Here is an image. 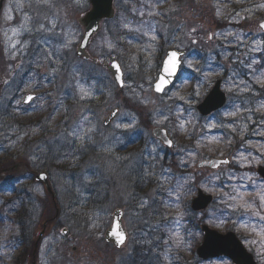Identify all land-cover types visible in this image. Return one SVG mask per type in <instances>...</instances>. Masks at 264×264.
I'll return each instance as SVG.
<instances>
[{"label":"rangeland","instance_id":"rangeland-1","mask_svg":"<svg viewBox=\"0 0 264 264\" xmlns=\"http://www.w3.org/2000/svg\"><path fill=\"white\" fill-rule=\"evenodd\" d=\"M114 5L116 16L103 23L88 49L105 62L119 60L127 76L123 88L102 67L104 61L94 64L75 56L81 37L76 19L89 8L88 0H5L0 10V73L5 79L0 93L7 96L0 94V107L15 95L12 109L22 122H31L29 134L0 124L2 167L9 155L19 159L27 151L33 162L43 156L56 177L51 169L56 152L63 144H73L70 157L60 153L63 177L57 189L64 214L42 241L43 248L52 245L47 255L53 259L48 263L117 264L131 254L138 218L150 232L147 245L162 256L159 263L232 264L226 258L196 256L202 238L199 226L205 222L219 231L233 230L258 264H264V182L255 172L264 165V66H260L264 55L259 54L264 31L258 26L264 19V0H115ZM192 35L203 45L206 63L184 61L185 76L178 84L155 94L151 83L158 55L167 47L181 49L192 42ZM26 58H32L33 67L16 90L28 65ZM219 76L227 102L203 117L195 106ZM27 92L37 96L23 105ZM112 108L119 114L104 127L102 119ZM154 126L167 128L174 140L171 150L165 151L152 138ZM134 133L138 136L133 143L116 148ZM234 133L236 144L230 136ZM28 142L32 144L26 149ZM225 156L231 158L228 166L195 171L200 159ZM135 163L143 164L146 177L137 193L121 182ZM65 164L72 170L64 169ZM1 184L0 264H11L20 251L13 243L18 229L6 216L12 204L11 184ZM198 187L213 194L214 200L205 211L190 213L189 202ZM73 193L76 206L71 210L82 211L79 217L66 214ZM116 207L124 210L123 226L129 234L118 250L103 241ZM139 207L153 211L142 217ZM36 223L31 221L27 230L30 237Z\"/></svg>","mask_w":264,"mask_h":264},{"label":"water","instance_id":"water-1","mask_svg":"<svg viewBox=\"0 0 264 264\" xmlns=\"http://www.w3.org/2000/svg\"><path fill=\"white\" fill-rule=\"evenodd\" d=\"M114 0H88L89 8L77 18V22L82 29L81 38L76 45L75 54L78 58L90 60L91 62L98 64L99 60L96 57H92L87 47L92 37L99 31L101 22L103 20H110L115 15V9L113 7ZM2 0H0L1 7ZM259 27L264 31V20L259 22ZM172 53H176L173 58ZM183 52H178L174 49L168 50L162 59L159 72L156 76L155 81L152 83V89L155 93L160 94L166 89L171 82L174 80L176 72L180 65V56ZM175 61V68L171 71V63ZM102 66L110 73L113 81L119 86H123V72L120 64L117 60H111L108 63H103ZM221 79H217L205 97L196 106L198 112L202 116H206L213 111L220 109L226 101V95L220 88ZM159 87L160 90H157ZM28 97H35L34 93H27L24 98V103H29L31 100ZM117 114V109L110 111L108 117L103 120V125L107 126L111 120ZM152 136L158 139L165 147L170 148L172 141L168 135V132L163 127H154L152 129ZM171 142V143H169ZM228 158H217L212 157L209 159L200 160L196 167L197 168H209L217 169L223 164H228ZM257 173L264 178V166L257 168ZM35 179L45 183L47 189L50 191L46 175L39 173L35 175ZM212 201V195L204 193L201 189L197 190V195L191 201V208L194 211L205 209ZM122 210L115 209L112 213V219L110 226L104 232V240L112 243L117 248L121 247L126 238V232L122 227ZM203 231L202 242L196 248L198 257L202 259L215 258L219 256L228 257L234 264H256L251 253H249L241 241L236 235L228 231L226 233H220L215 229L210 228L206 224L201 225ZM66 230L63 229V233ZM124 234V242L119 243V236L117 233ZM43 234V231L39 233V238ZM74 249V248H73Z\"/></svg>","mask_w":264,"mask_h":264},{"label":"flooded vegetation","instance_id":"flooded-vegetation-1","mask_svg":"<svg viewBox=\"0 0 264 264\" xmlns=\"http://www.w3.org/2000/svg\"><path fill=\"white\" fill-rule=\"evenodd\" d=\"M193 43L196 44L197 40L194 39ZM114 120H112V122ZM136 135L138 136V133H136ZM123 146L125 145L119 143L116 148H123ZM39 153L40 150L36 152L35 155L38 156ZM57 154L59 155H57L55 159V166H51V169L55 171L56 177H54L50 171H47L48 165H46L45 161H43V156H41V161L39 160L34 162L29 160H17L15 158V161L12 163L13 166L7 174L10 184L12 185L10 187V191L13 192L11 198L12 201L10 200L12 202L11 205L18 208V212L24 211L23 214L25 218V230L22 232L24 235L22 236L23 239L21 237V240L24 241L23 243L16 242L20 247V253L18 252V255H16L11 264H50L48 263V260L53 259V257H48L47 255V250L49 249V247H52V245H49L47 249L46 247L43 248L42 241L48 229L47 225L50 224V231L54 230L58 225V219L60 220V218L64 214L62 198L57 189V186L61 181V177H63V165L59 162L62 153ZM21 163L24 164L22 165L23 168L22 166L17 165ZM39 171L46 172L53 191V196L46 193L44 185L34 179L35 173ZM55 210L57 212V215L55 214ZM121 210L123 211L124 215V210ZM13 212L16 213V210ZM53 216H55V218H53ZM20 217H22V215H20ZM37 219H39L38 223H36ZM31 221H33L34 224L36 223V227L38 230H41L43 227H45V233L43 237H41L38 241H36V233H34V236L30 237L29 231H27L28 228L30 229V227L32 226ZM19 222L21 223L22 220L19 219ZM108 245L111 246V244ZM55 259H57V257ZM126 259L120 260L117 264H125Z\"/></svg>","mask_w":264,"mask_h":264},{"label":"trees","instance_id":"trees-1","mask_svg":"<svg viewBox=\"0 0 264 264\" xmlns=\"http://www.w3.org/2000/svg\"><path fill=\"white\" fill-rule=\"evenodd\" d=\"M120 44H121L122 47H125L123 43H120ZM259 52L258 53L260 55H264V49H262ZM28 53H31V49L28 51ZM120 54L122 56V61H124L125 54L123 52L120 53ZM217 54H216V57H218ZM160 56H161V54H159L158 57H157L156 66L158 64ZM193 57L194 58H199V55L198 54H196V55L193 54ZM100 59L104 61L106 58L105 57H100ZM31 60H32V58H28V67H32ZM204 60L205 59H203V61ZM206 60H207V58H206ZM216 60L219 61V58H216ZM260 66L261 67L264 66V59L260 60ZM26 74H27V72H24V74L19 76V78H18L19 84L23 83V80L26 77ZM18 80H17V82H18ZM19 88H20V85H18L16 87V90L19 89ZM0 94L4 98L7 97V96L5 97L2 92ZM13 99H14V96H9L7 99H5L6 103L3 104L4 107L3 106L0 107V124L1 125H4V124L9 125L10 124V126L14 125L18 130L24 129L26 131V133L29 134L30 129H28V127L30 126L31 122H29V124H27V121H23L22 122V120L20 119L21 115L12 109V105L11 104H12V100ZM0 100H1V98H0ZM233 136H235V135H233ZM38 141H39V139H38ZM29 144H32V142H28V144H26V146H25L26 149L29 148ZM61 150H63L64 156H67V157L69 156L70 157L72 155V151H73V144H70V145L63 144L62 145V149L60 148V152L59 153H62ZM46 155H48V154H46ZM57 155H59V154H57V152H56V156ZM23 156L27 157L26 152L23 154ZM14 157L15 156H13V155H9V157H8V165H11L12 161H14V159H15ZM163 160L166 161V158L164 157ZM171 160H173V158H171ZM47 164H48V162H47ZM52 165L55 166V161L53 162ZM2 166H3L2 165V161H0V167H2ZM140 167L142 169V166H140ZM48 168H50V167L47 166V169ZM64 169L72 170V168L69 167V164H65ZM123 177H124V180H125V183H124L125 184L124 185L125 189L129 188L131 190V192H135V193L138 192V190L140 188V183L142 185L145 182V180H146V177L144 175V169H142L140 171L138 177H131L129 175V172H125L123 174ZM71 199H73V200L70 201L71 203L69 205V210L66 211V214L69 215V213H74V215L79 217L80 215H82V213H81L82 211L75 213V211L71 210V207L76 205L75 204L76 203V199L74 197V193H73ZM159 206L161 207L160 202H159ZM23 213H24V211L23 212L21 211V215H23ZM142 213H145V211H142ZM141 216L143 217L144 214H141ZM150 217H151L152 220H154V218H155V216L152 215V214L150 215ZM136 224H138V225H136ZM136 224H135L136 226L133 229L132 234H131L133 236V238L131 240V242H132L131 254L126 259V263L125 264H147L151 260H152L153 264H167L165 262V260L162 261V263H159L157 259H159V261H160V259L162 258L161 254L159 252L158 253L157 252L154 253L153 246L152 245H147V242L149 241V233L150 232H147V229H146L145 226L142 227L141 225H139L138 218L136 219ZM152 234L156 235V233H152ZM157 241H158V243H155V244L159 247V245L161 244V241L159 239ZM160 249H161V247L158 250H160ZM155 251H156V249H155Z\"/></svg>","mask_w":264,"mask_h":264},{"label":"snow or ice","instance_id":"snow-or-ice-1","mask_svg":"<svg viewBox=\"0 0 264 264\" xmlns=\"http://www.w3.org/2000/svg\"><path fill=\"white\" fill-rule=\"evenodd\" d=\"M176 56V53H172V57L174 58ZM175 68V61L173 60V62L171 63V68H170V74H171V71L173 70ZM157 90H160L159 89V87H158V89ZM28 99L29 100H31L32 99V97H28ZM169 143H171V142H169ZM262 199H264V198H262ZM117 235L119 236V243H123L124 242V234L123 233H117Z\"/></svg>","mask_w":264,"mask_h":264}]
</instances>
